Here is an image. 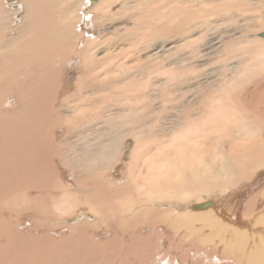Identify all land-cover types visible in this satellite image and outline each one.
Here are the masks:
<instances>
[{
	"label": "rangeland",
	"instance_id": "374dc122",
	"mask_svg": "<svg viewBox=\"0 0 264 264\" xmlns=\"http://www.w3.org/2000/svg\"><path fill=\"white\" fill-rule=\"evenodd\" d=\"M14 1L2 0L0 4V35L8 45L15 41L14 37L21 38V46L25 42L34 45L36 41L16 34L17 27L26 24V9L24 6L9 7ZM137 1L122 3L116 0L114 3L112 0L111 7L104 9L100 2L96 8L83 0H62L61 5L72 16L71 22L78 12L76 9L80 8L85 13L89 11L92 17L84 23L81 21L83 28L78 33L82 32V35H76L68 27L66 38L71 43L59 38L60 29L54 46L48 41L43 43V62L35 54L23 55L27 63L37 65L40 61L44 66L45 61L50 64L63 59L66 62L75 55L73 74L69 76L67 69V79L63 76L62 80L61 73L66 68L65 62H61V72L58 68L54 71L58 72V80H53V71L50 77L47 75L46 80L43 79V85L44 81L50 82L48 86L45 83L44 91L36 84L35 68L31 66L32 72L25 68L28 64L21 60L23 50H17L16 57L9 50L4 51L6 48L2 50L16 60L10 61L5 54V60H9L6 62L13 64L10 70L0 74V95L1 92L4 95L0 96V101L4 98L0 102V113H4L6 119L20 110L24 114L20 118L23 121L20 136L26 129L30 133L19 140L24 141L21 145L27 148L26 151L18 145L22 148L12 155L4 153L0 164V194L5 190L13 191L14 195L18 190L22 193V198L16 199L18 202L9 195L0 198L4 199L1 208L7 207L0 214L6 218H3L5 229L0 222L1 235L4 230L8 236L5 238L10 239V225L13 233L17 229L20 234L8 242L4 239V244L0 242V264H65L66 254L70 260H79L81 252L85 264H141L142 261L144 264H264L263 151L258 156L262 163L256 160L260 165L251 163L253 157L240 153L245 159L238 155L231 160L236 173L224 175L222 182L219 177H201L203 185L200 189L193 190L184 199L172 189L159 194L157 189L149 188L151 192L144 179L151 163H160L164 156L173 157L178 153L182 146L178 131L191 128L188 122L206 114L208 104H213L212 98L215 94L218 96V90L222 91L223 87H227V94L231 96L228 102L240 101L239 107L236 106L238 109L234 107L233 111L243 114V120L238 121L247 128L236 124L234 112L232 118H224L236 119H233L236 124L233 133H229L230 129H227L228 133L224 129H221L223 133L214 129L210 123L222 115H216V111L211 115L215 116L211 122V119L202 122L194 140L206 152L219 154L218 167L225 160L223 155L239 141L237 136L246 142V147L257 138L264 150V0ZM145 9L148 16L141 18L139 12H145ZM154 12L151 18L150 14ZM90 26L96 29V34L92 32L89 36L84 30ZM103 26L108 30L101 29V32ZM24 33L29 35V29ZM66 84L70 86L63 91ZM34 85L37 93L26 95L27 88ZM34 94L35 98L32 97ZM216 103L214 105L219 104ZM30 110L31 117H26V111ZM5 128L7 136L14 130L9 138L18 133L17 129L9 131ZM124 147L128 148L126 155ZM242 159L245 163L248 159L250 164L242 163ZM248 164L254 165V169ZM14 171H20V176ZM22 191L29 192V197H35L39 191L40 194L28 198ZM111 192L112 201L118 202L121 209L119 213L103 212L94 205V198L100 195L107 198ZM42 193L49 197L48 201ZM61 193L68 196L66 200L71 198L69 203H57ZM5 197L19 204L15 207ZM32 200L35 206L31 204ZM126 204L130 206L127 209ZM43 205L49 208L45 209ZM4 209L11 210L5 213ZM81 224H87V228L77 236L76 251L72 255L67 252L69 245L63 238ZM52 245L57 247L54 252L60 251L58 254L64 256L62 262H55L59 257L55 254L52 259ZM67 264H78V261H67Z\"/></svg>",
	"mask_w": 264,
	"mask_h": 264
},
{
	"label": "bare ground",
	"instance_id": "6f19581e",
	"mask_svg": "<svg viewBox=\"0 0 264 264\" xmlns=\"http://www.w3.org/2000/svg\"><path fill=\"white\" fill-rule=\"evenodd\" d=\"M4 1V0H3ZM83 1H85V3L88 5V6H93V7H96L97 8V5L96 4H98L99 2V5L101 6V7H104V9H106V7H108L109 5V7H111V5L113 4V2L115 1L116 2V0H113V2H112V0H96V1H93V2H91L90 0H83ZM120 1V0H119ZM122 1V3H123V1L125 2L126 0H121ZM128 1V0H127ZM129 1H136V2H138L137 0H129ZM143 1V0H142ZM144 1H146V0H144ZM114 2V3H115ZM20 3H22V6L20 5ZM61 3H62V0H15L14 1V4H11V5H9V7H12V8H15V7H23L24 6V9H26V14H24V16H26V24H24L22 27H17L18 29H17V31H18V33H16L17 34V36H18V34L19 35H21V36H24L25 37V39H32V40H34V42H35V44L33 45V42L31 43V42H29V43H26L25 42V44H24V46L22 45L21 46V42H19V40L21 39H19V40H17V37H14L15 38V41H13V42H11V44H7L3 39H2V36L0 35V61H1V63H0V74H1V76L7 71V70H10L11 69V65L13 64H11V62H6L7 60H8V58L10 57V61H14V60H16V59H14L13 60V58L14 57H11V56H7V52H4V51H10V54H14V56H15V54H16V51L17 50H19V52L20 51H22L23 50V52H20V54L21 53H23L21 56L23 57H21L22 59L21 60H23L24 62H26L25 61V56H23L24 54H26V53H29V54H35V55H37V56H40L39 58L40 59H42V60H40V59H37V60H40L41 62H43V57H42V45H43V43H45V42H47L48 41V43H49V45L50 46H54L55 45V41H56V39H57V37H58V30L60 29L61 31H62V33H61V35L59 36V38H64V39H66V41L67 42H69V43H71V40L70 39H67L66 37H67V33H66V30L68 29V27H69V29L72 31V32H76V35H78L79 36V34L80 35H82L81 33H78L79 31V29H81V28H83V24H81V21L84 23L85 21H87L86 19H91V14H89L88 12L87 13H85V11H83L81 8L79 9V10H77L76 9V11H78L76 14H74L75 15V19L71 22V15H69L70 13H68V11L65 9V7H63L62 5H61ZM120 3V2H119ZM0 4H2V0H0ZM82 4V3H81ZM125 4H127V3H124V5ZM138 4V3H137ZM141 4L143 5V3L141 2ZM96 5V6H95ZM123 5V4H122ZM121 4H120V6H122ZM135 5V4H134ZM142 5H141V8H143L142 7ZM132 6V5H131ZM137 6H139V4L137 5ZM136 6V7H137ZM136 7H134V8H136ZM180 7V6H179ZM138 9L137 10H139L140 9V7H137ZM99 9H101V8H99ZM103 9H101V11H102ZM141 10V9H140ZM139 10V11H140ZM143 10V9H142ZM146 10V9H145ZM104 11V10H103ZM107 11V10H106ZM124 11H125V9H124ZM124 11H123V13H124ZM144 11V10H143ZM15 12V11H14ZM125 12H127V10L125 11ZM146 12V13H145ZM145 12H139L140 14H141V18L144 16V15H147V10L145 11ZM149 12V11H148ZM158 12V11H157ZM159 13V12H158ZM10 15H12L11 14V11H10ZM92 15H94L93 13H92ZM102 15V14H101ZM109 15V14H108ZM108 15L107 16H105V17H108ZM124 15V14H123ZM154 15H155V12L154 13H152V14H150V17L152 18V17H154ZM161 15H163V14H161ZM23 16V15H22ZM21 16V17H22ZM23 16V17H24ZM110 16V15H109ZM148 16V15H147ZM12 17V16H11ZM127 18H129V16H127ZM111 22V21H110ZM126 22V20L123 22V23H125ZM132 22V21H131ZM87 23V22H86ZM88 24V23H87ZM91 24V23H90ZM1 25H2V22H1V17H0V30L2 29L1 28ZM13 25V24H12ZM84 26H86V25H84ZM3 27V26H2ZM12 27V26H11ZM15 27V26H14ZM88 27H89V24H88ZM13 28V27H12ZM86 28V27H85ZM264 28V27H263ZM25 29H29V35H25V33H24V31H25ZM101 29H103V30H108L107 29V27H105V26H103V28H100V31H101ZM86 33L85 34H88L89 36L92 34V32L94 33V32H96V29L94 28L93 29V27L91 28V26H90V28H87V29H85L84 30ZM91 32V33H89V32ZM99 32V31H98ZM102 32V31H101ZM1 33V32H0ZM105 33V32H104ZM126 33V32H125ZM84 34V33H83ZM84 34V35H85ZM94 34H96V33H94ZM99 34H100V32H99ZM98 34V35H99ZM87 35V36H88ZM93 35V34H92ZM14 36V35H13ZM86 36V37H87ZM159 37V36H158ZM263 37V36H262ZM93 38H94V36H93ZM161 39V38H160ZM11 40H12V38H11ZM29 40V41H30ZM96 40V39H95ZM89 41H91V40H89ZM95 42V41H94ZM93 42V43H94ZM164 42V41H163ZM14 45L13 47H11V45ZM91 45V44H90ZM11 47V49H9V48ZM87 47V46H86ZM94 47V46H93ZM4 48H6L4 51H2ZM85 48V47H84ZM84 48H83V50H84ZM91 48V47H90ZM38 49H39V51H38ZM87 49V48H86ZM85 49V50H86ZM30 50H32V51H30ZM89 50V49H88ZM15 52V53H14ZM39 53H41V54H39ZM113 53V52H112ZM5 54H6V56L8 57L6 60H5V58H6V56H5ZM19 54V55H20ZM18 55V54H17ZM85 55H87L88 56V54H85ZM90 55H92V54H90ZM64 56V55H63ZM16 57V56H15ZM20 57V56H19ZM71 57V56H70ZM38 58V57H37ZM64 58V57H63ZM114 58V57H113ZM18 59V58H17ZM34 59V58H33ZM90 59V58H89ZM92 59V58H91ZM3 60V61H2ZM8 60V61H9ZM76 57H75V55L74 56H72L71 57V59H66V62H65V60H61V59H56L54 62H52V63H47V61H45L46 62V65L44 66L43 64H41L40 63V61L38 62V64L37 65H34L33 63H30V62H26L28 65H30V66H28V65H26V69L27 68H30L31 69V66L32 67H34L35 68V71H33L32 69H31V72L33 71L34 72V75H35V78H37L38 79V82L36 83V84H38V85H40L41 87H42V89H43V87L45 88L46 86H44L45 85V83H46V81H44L45 83H44V85H43V79L44 80H46V78H47V75H48V77H50L49 76V74H50V72H54V71H56V69L58 70V72L60 71V68H59V66H60V63L61 62H65L64 63V67L66 68V70H64V71H62V73H61V79L63 80V76L65 77V79H67V75H68V71H67V69H69V73H70V75L69 76H71V73L73 74V65L75 66V64L74 63H76ZM107 60H109V59H107ZM22 61V62H23ZM31 61V60H30ZM84 61V60H83ZM18 62H20V59H19V61ZM21 62V63H22ZM37 62V61H36ZM44 62V63H45ZM74 62V63H73ZM89 62H90V60H89ZM36 64V63H35ZM62 64V63H61ZM90 64V63H89ZM88 65V64H87ZM12 67H14V66H12ZM85 67V66H84ZM91 68H93L94 69V67L91 65ZM62 69V68H61ZM85 69V68H84ZM88 70V69H87ZM18 71V70H17ZM16 71V72H17ZM84 71V70H83ZM24 72V71H23ZM22 72V73H23ZM31 72L29 73V75H31ZM58 72H54V75L55 76H57L58 74H56V73H58ZM61 72V71H60ZM15 74V73H14ZM24 74H26V72H24ZM16 75V74H15ZM28 75V76H29ZM32 75H33V73H32ZM33 75V76H34ZM53 74H52V77H53V80L54 79H56V80H58L59 78H58V76L57 77H55ZM60 75V74H59ZM87 75V74H86ZM13 77H15V76H13ZM22 77V76H21ZM21 77H20V79H21ZM45 77V78H44ZM60 77V76H59ZM31 78V77H30ZM70 78V77H69ZM36 79V80H37ZM65 79H64V81H65ZM55 80V81H56ZM15 81H16V79H15ZM52 81V80H51ZM68 81V80H67ZM66 81V82H67ZM29 82V81H28ZM62 82V81H61ZM30 83V82H29ZM48 83V82H47ZM47 83H46V85H47ZM50 83V82H49ZM48 83V84H49ZM53 84H54V82H52ZM56 83V82H55ZM15 84V83H14ZM26 84V83H25ZM34 84V83H33ZM63 84H65L64 82H63ZM19 85V84H18ZM29 85V84H28ZM37 85V86H38ZM43 85V86H42ZM60 85V84H59ZM5 86V85H4ZM23 86V85H22ZM27 86V85H26ZM36 85H34V86H32V87H30V88H27V90H29V91H26V92H24V93H26V95L27 94H32V93H34L35 91H36V87H35ZM48 86V85H47ZM69 86L70 85H68V84H66V85H64L63 86V91H65V90H67L68 88H69ZM39 87V86H38ZM6 88V87H5ZM58 88V87H57ZM8 89V88H7ZM26 89V88H25ZM39 88H37V90H38ZM59 89V88H58ZM1 90V89H0ZM5 91V90H4ZM21 91V90H20ZM22 91H23V89H22ZM31 91V92H30ZM43 91H44V89H43ZM60 91V90H59ZM219 91V93H218V96L215 94V96L212 98V100H211V102H213V104L211 105V104H208V108H209V110L207 111V113L206 114H204L202 117H200V119L199 120H196V121H194V122H188V124L190 125V127L191 128H188V127H184V128H182V129H180L179 131H178V136L182 139V141H179V143L182 145V146H180L179 147V149H178V153L175 155V156H164V160L162 161V162H160V163H157V162H153V163H151L150 165H149V167H148V169H149V171L146 173V175H145V177H144V179L147 181V184H148V189L149 188H151V189H157V192L159 193V192H162V194L164 193V192H166L168 189H172V191L174 192V194H176V195H178V196H180V197H182L183 199H184V197L185 198H187L191 193H193V190H195V189H200V186L201 185H203V180H201L200 178L202 177V178H205V177H209V178H218L219 177V180L222 182L223 181V178H225V176L224 175H228V174H234V173H236L237 171L235 170V169H233L232 168V162H231V160H233V158L236 156H238L240 153L242 154V153H244L243 155H246L247 157L249 156V157H253L252 159H253V161H251V163L253 162V164L256 162L257 164H258V162L256 161V160H258L259 161V158H258V156L260 155V153H261V151H263L264 152V150H261L262 149V147H261V142H260V144H259V142H257L258 141V139H257V141H256V139L253 141L254 143L252 144V142L251 143H249L250 145L249 146H247L246 147V142L245 143H243L242 142V140L243 139H240V137H238L237 136V139H239V141L238 142H234L233 143V146L232 147H230L229 148V152H227V154L226 155H223V157H224V159L225 160H223L224 162L222 163V165L221 166H219L218 167V155L219 154H215L216 152H214V154H213V152L211 153V151L210 152H206L203 148L201 149L200 148V146L197 144V142L194 140V136L196 135V133H197V131H199V128H200V126H203L202 125V122H207V120H209V119H211L209 122H211L212 121V118H215V116L213 117V116H211V115H214V113L213 112H216V115H217V113H221L222 115H224L225 117H223V119H222V115H221V117L218 119L217 117H216V119H214L213 120V122H211L210 124H211V126H212V123H213V128L214 129H216V130H219L220 132L222 131L221 129H224V130H226V132L228 133V131H227V129H230L229 130V133H231V131H232V129H234L235 130V126H236V124H240L239 123V121L238 120H243V114H239V113H237V111H233V109H234V107H236L237 105V107H239V103H240V101H239V103H230V102H228V100L230 101V98H231V96L230 95H228L227 93H229L228 91H227V87H223L222 88V91L221 90H218ZM2 94L0 95V96H4L3 95V92H1ZM36 93H37V91H36ZM23 94V93H22ZM39 94H41V93H39L38 92V94L37 95H39ZM35 95L36 94H34V96H32V97H34L35 98ZM29 96V95H28ZM40 96V95H39ZM1 97V99L3 100L4 98H2ZM6 99V98H5ZM235 99L237 100V98L235 97ZM234 99V100H235ZM1 100V101H2ZM217 102V103H219V104H217V105H214V103H215V101ZM233 100V99H232ZM231 100V101H232ZM0 101V102H1ZM14 101V100H13ZM219 101V102H218ZM36 102V101H35ZM38 102V101H37ZM15 104V102L13 103V105ZM16 104H17V102H16ZM89 104V103H88ZM29 105H30V103H29ZM2 106V105H1ZM0 106V107H1ZM211 106V107H210ZM26 107V106H25ZM46 107V106H45ZM236 107V108H237ZM11 108H12V106H11ZM14 108V107H13ZM68 108V107H67ZM3 109V108H2ZM1 109V111L3 112V110ZM238 109V108H237ZM25 110H26V108H25ZM32 110V109H31ZM26 111L27 113H26V117H31V115H32V111ZM5 111V110H4ZM20 110H18V111H16L17 113L16 114H8V115H11V118L13 119H11L10 117L9 118H4V117H6V115L3 113V114H1L0 113V141H1V145H0V164L2 165V161L4 160V153H6V152H8V153H10L11 155H12V152H14V151H16V149H17V151H19L23 146L21 145V144H24V141H20L19 142V140H21V138L22 137H24V134H26L25 135V137H28L27 136V133H30V132H27V129H26V131L24 132V133H22V135L23 136H20V133H19V130L22 128L21 127V125H22V122H21V119L20 118H22V112L20 111ZM12 112V111H11ZM14 112V111H13ZM234 112H235V117L237 118V120L235 119V118H233V119H235L236 121H237V123L235 124V120H233V119H229V118H227V119H229V120H225L226 119V117H230V116H233L234 115ZM213 113V114H212ZM7 114V113H6ZM24 115V114H23ZM220 116V115H219ZM8 117V116H7ZM43 117V116H42ZM17 118H19L20 119V121H17L16 119ZM35 118V117H34ZM225 118V119H224ZM230 118H232V117H230ZM8 119V120H7ZM36 119V118H35ZM23 120V119H22ZM28 120H30L31 121V119H28ZM30 121H28L29 123H30ZM248 121V120H247ZM13 122V123H12ZM73 122H75V121H73ZM9 123L11 124V125H9ZM60 123V122H59ZM40 124H42V123H40ZM8 126V128H9V131H11L10 129L12 128V129H17L18 131H16V132H18L17 134L16 133H14V134H16V136L15 137H11V136H13L12 134H13V132H14V130H13V132L11 133V134H9V135H11L10 136V138L7 136V134H5L4 133V128H5V126ZM33 125V124H32ZM235 125V126H234ZM76 126V125H75ZM205 126V125H204ZM2 127H4V128H2ZM240 127L241 128H247V126H246V124H240ZM7 127L5 128V129H8ZM29 128V127H28ZM205 128V127H204ZM207 128V127H206ZM209 128V127H208ZM211 128V127H210ZM210 128H209V130H210ZM212 128V129H213ZM213 129V130H214ZM9 131H7L6 130V132H9ZM206 131V130H205ZM244 131V130H243ZM248 131V130H247ZM207 132V134H209L208 133V131H206ZM210 132V131H209ZM212 132V131H211ZM225 132V133H226ZM31 133H33V132H31ZM192 133L194 134V135H192ZM219 133V132H218ZM222 133H223V131H222ZM221 133V134H222ZM226 133V134H227ZM232 133H233V131H232ZM33 135V134H32ZM37 135V134H36ZM220 135V134H219ZM230 135V134H229ZM258 135V134H257ZM33 136H35V135H33ZM36 138H38V137H36ZM243 138V137H242ZM22 140H23V138H22ZM25 140V139H24ZM30 140V139H29ZM134 141V140H133ZM137 141V140H136ZM256 141V142H255ZM27 142V141H26ZM25 142V143H26ZM29 142V141H28ZM131 142V141H130ZM33 143H35V142H33ZM28 144V143H27ZM18 145H21L20 146V149H19V146ZM38 145V144H37ZM36 145V146H37ZM248 145V144H247ZM231 146V145H230ZM264 146V145H263ZM38 147V146H37ZM24 148V147H23ZM136 148V147H135ZM264 148V147H263ZM26 147L24 148V150L26 151ZM31 149V148H30ZM38 149V148H37ZM126 149H128L127 147H124L123 148V152L125 153V155L127 154V150ZM136 150V149H135ZM17 151H16V153H17ZM28 151V153H30V152H32L31 150H27ZM36 151V150H35ZM34 151V152H35ZM38 151V150H37ZM222 152V151H221ZM8 153H6V154H8ZM19 153V152H18ZM36 153V152H35ZM10 154H8V155H10ZM31 154V153H30ZM32 154H33V152H32ZM222 154V153H221ZM3 155V156H2ZM15 155H18V154H15ZM37 155V154H36ZM36 155H33V157H35L36 158ZM89 156H91L92 154H88ZM242 155V156H243ZM239 156H241V155H239ZM241 156V158H244L245 159V157L243 156L242 157ZM11 157V156H10ZM9 156H6V158H10ZM18 157H19V155H18ZM25 158V157H24ZM31 158V157H30ZM29 158V159H30ZM34 158V159H35ZM238 158V157H237ZM240 158V159H241ZM262 158V157H261ZM15 159V158H14ZM21 159V158H20ZM33 159V160H34ZM221 159H223V158H221ZM240 159H238V160H240ZM244 159H242L243 160V162H242V160H241V162L242 163H244V164H247V163H249L250 161H248V159L247 160H245L246 161V163L244 162ZM249 159H251V158H249ZM255 159V160H254ZM32 160V161H33ZM151 160H154V157H152L151 158ZM235 160V159H234ZM233 160V161H234ZM237 160V161H238ZM261 160V159H260ZM36 161V160H35ZM20 162V161H19ZM34 162V161H33ZM260 162V161H259ZM8 163V162H7ZM11 163V162H10ZM12 163H14V162H12ZM16 163V162H15ZM32 163V162H31ZM216 163V164H215ZM239 163H240V161H239ZM238 163V164H239ZM241 163V164H242ZM255 163V164H256ZM260 163H262V160H261V162ZM260 163L258 164V165H260ZM3 164L5 165L6 164V162L4 161L3 162ZM9 164V163H8ZM250 164V163H249ZM247 165V166H251V165ZM254 164V165H255ZM32 165V164H31ZM34 165H35V163H34ZM40 165V164H39ZM254 165H252L250 168H253L254 167ZM8 166V165H7ZM24 166V165H23ZM239 166V165H238ZM262 166V165H261ZM2 167H5V166H2ZM16 167H18V166H16ZM118 167V166H117ZM236 167V166H235ZM248 167V168H249ZM256 167V166H255ZM243 168H244V170H245V167L243 166V167H241V169L243 170ZM6 169V168H5ZM4 169V170H5ZM12 169V168H11ZM17 169V168H16ZM19 169H21V168H19ZM23 169V168H22ZM114 169H117V170H120V169H118V168H114ZM113 169V170H114ZM238 169V168H237ZM254 169V168H253ZM2 170V169H1ZM15 170V169H14ZM18 170V169H17ZM27 170H28V168H27ZM31 170V169H30ZM117 170H114V172L116 173V171ZM234 170H235V172H234ZM240 170V169H239ZM243 170V171H244ZM248 170V169H247ZM35 171H36V169H35ZM241 171V170H240ZM250 171H252V170H250ZM3 174H5V172L3 171L2 172ZM11 173V172H10ZM13 173V172H12ZM16 173H17V171H16ZM15 173V171H14V174H16ZM18 173H20V171H18ZM17 173V175L18 176H20L19 174ZM34 173V172H33ZM115 173H113L112 172V174H115ZM203 173H205V174H203ZM246 173V172H245ZM1 174V173H0ZM21 174V173H20ZM6 175V174H5ZM31 175V174H30ZM2 176V175H1ZM0 176V177H1ZM4 176V175H3ZM14 176V175H13ZM18 176H16V178L18 177ZM22 176V175H21ZM29 176V175H28ZM37 176H39L38 174H37ZM7 178V177H6ZM9 178V177H8ZM7 178V179H8ZM11 178H14V177H11ZM20 178V177H19ZM2 179V178H1ZM137 179V178H136ZM29 180V179H28ZM80 180V179H79ZM78 180V181H79ZM33 181V180H32ZM93 182V181H92ZM77 183V182H76ZM82 183V182H81ZM23 184V183H22ZM29 184H31V181H30V183ZM84 184V183H83ZM84 186H86V185H84ZM10 187V186H9ZM23 187V186H22ZM32 187V186H31ZM101 187V186H100ZM1 188H3V187H1ZM65 188V187H64ZM11 189V188H10ZM13 189H15V188H13ZM17 189H18V187H17ZM29 189V188H28ZM30 190V189H29ZM31 190L34 192V190H33V188H31ZM65 190V189H64ZM97 190H98V188H97ZM6 192H2L1 194H0V196L1 195H6L7 197H8V195H9V197H12L13 199H15V201H16V199H18V198H20L21 197V195H20V193H19V190H18V194H16L15 193V195L14 194H12L13 193V191L11 192V191H7V190H5ZM21 191V190H20ZM95 191V190H94ZM149 191H151L150 189H149ZM11 192V193H10ZM23 192V191H22ZM43 192V191H42ZM46 192H47V190H46ZM50 192V191H49ZM98 192H100V191H98ZM152 192V191H151ZM169 192V191H168ZM24 193V192H23ZM26 193V192H25ZM24 193V194H25ZM29 193V192H28ZM28 193H26L27 195H28ZM31 193V192H30ZM38 193V192H37ZM36 193V194H37ZM51 193V192H50ZM50 193H48V194H50ZM63 193V192H62ZM62 193H61V197H60V199H59V196H58V199H57V203H63L64 201H66V203H67V201H68V199L66 200L65 198H67L65 195H62ZM97 193V192H96ZM22 194V193H21ZM32 194V193H31ZM40 194V191H39V193H38V195ZM52 194V193H51ZM51 194L49 195L50 197H51ZM65 194H67V193H65ZM94 194V193H93ZM100 194H102L101 192H100ZM159 194H161V193H159ZM38 195H36L35 197H33V198H36ZM42 195H43V193H42ZM44 195H45V193H44ZM43 195V196H44ZM69 195H70V193H69ZM71 195H72V193H71ZM46 196L47 195H45L44 197H45V199H47V201L49 200V197H47L46 198ZM54 196V195H53ZM52 196V197H53ZM160 196V195H159ZM192 196V195H191ZM7 197H5V199L6 200H8V199H10V198H7ZM32 197H29V195H28V198H32ZM72 197V196H71ZM99 198H94V200H95V202L94 203H96V204H94L95 206H98V207H100V209L103 211V212H113V213H119L120 211H121V209H120V207H119V204H118V202H116V201H112L113 200V192H111V194H110V196H108L107 198L104 196V195H100V196H98ZM179 197V198H180ZM0 198H4V197H0ZM11 198V199H12ZM22 198V197H21ZM42 198V197H41ZM76 198V197H75ZM12 199V202H11V200H8V201H10L11 203L10 204H12V203H14L15 204V201ZM51 199V198H50ZM70 199L71 198H69V201H68V203L70 202ZM4 199H1L0 200V214L2 213H4V212H2V210H3V208L5 207V208H7L6 207V205L5 206H3V208H1L2 207V205L3 204H1V203H3L4 201H3ZM38 200V198L36 199V200H34V201H37ZM41 200V199H40ZM186 200V199H185ZM1 201H3V202H1ZM7 201V202H8ZM26 201V200H25ZM30 201V200H29ZM34 201L32 200L31 202V204L32 205H34L35 206V204H34ZM44 201H46V200H44ZM42 202V203H45V202ZM55 201H56V199H55ZM90 201V200H89ZM183 201V200H182ZM16 202H18V200L16 201ZM28 202V201H27ZM206 202H207V200H206ZM213 202V201H212ZM211 202V203H212ZM36 203V202H35ZM203 203V202H202ZM210 203V204H211ZM6 204H8V203H6ZM13 204V205H14ZM17 204H19V203H16L14 206L15 207H17L16 205ZM37 204V203H36ZM45 204H47V203H45ZM49 204V203H48ZM201 204V203H200ZM199 204V205H200ZM13 205H11V207L13 206ZM25 205V204H24ZM215 205V204H214ZM10 205H8V207H9ZM43 206H45V205H43ZM178 206H180V205H178ZM201 207H203L202 205H200ZM209 206V205H208ZM19 207V206H18ZM48 207V206H47ZM46 206H45V209L47 208ZM69 207V206H68ZM130 206L128 205V204H126V209L127 208H129ZM181 207V206H180ZM191 207V205L189 206V208ZM13 208V207H12ZM38 208V207H37ZM42 208V207H41ZM49 208V207H48ZM47 208V209H48ZM15 209V208H14ZM17 209V208H16ZM31 209V208H30ZM36 209V208H35ZM188 209V208H187ZM191 209H193V208H191ZM207 209V208H206ZM214 209V208H213ZM9 210H11V209H9ZM8 210V211H9ZM196 210H198V208L196 209ZM4 211H5V213L6 212H8V211H6L5 209H4ZM22 211V210H21ZM32 211V210H31ZM11 212V211H10ZM219 212V211H218ZM13 213H15V212H13ZM8 214V213H7ZM216 214V213H215ZM5 215V214H4ZM3 215V216H4ZM11 215V213L9 214V216ZM51 215V214H50ZM2 215H0V222L2 221V224L4 225V229H5V224H4V220L6 219L5 218V216L4 217H1ZM8 216V215H7ZM8 216V217H9ZM16 216V215H15ZM192 216V215H191ZM11 217V216H10ZM194 217H196V216H194ZM3 218H5V219H3ZM179 218V217H178ZM183 218V217H182ZM189 218V217H188ZM202 218V217H201ZM180 219V218H179ZM184 219V218H183ZM230 219V218H229ZM11 219H9L8 221H10ZM33 220V219H32ZM6 222V221H5ZM85 223V222H84ZM7 225V224H6ZM86 225V226H85ZM11 226V225H10ZM10 226L8 227V230H9V232H10V239H7V235H5L6 233H4V232H6V231H4V230H2L3 231V234L1 235V232H0V242L1 241H3L2 243L4 244L6 241L8 242V241H11V240H13V239H16V238H18L19 236H20V234L17 232V229H15V233H13V231L10 229ZM17 226V225H16ZM1 228V227H0ZM30 228V227H29ZM86 228H87V224H81L80 225V228H79V225H77V226H75V227H73L69 232L70 233H68V234H66L65 235V237L63 238V240H64V242H66L65 244H67L68 243V245H69V248H68V250L69 251H67V252H71L72 253V255H73V253L76 251L75 250V247L74 246H76V242H77V236L82 232V231H86ZM7 230V231H8ZM83 232V233H84ZM28 233H30V232H28ZM104 235H106V234H104ZM5 236H7L6 238H5ZM88 237V236H87ZM86 238V237H85ZM4 239L6 240L5 242H4ZM88 239V238H87ZM67 245V246H68ZM56 247V246H55ZM55 247L52 245L51 246V248H50V251H52V259H53V257H54V254L56 255V256H59V257H57L56 259H55V262H62V257L64 258V256H60L58 253H61L60 251L59 252H54V250H55ZM57 248V247H56ZM67 248V247H66ZM66 248H65V250H66ZM73 248V249H72ZM59 250V249H58ZM70 253V254H71ZM66 253H64V255H65ZM67 255V257H66V259L64 260L66 263L65 264H67V261H69V263H70V261L72 262V263H75V261H78V264H85V262L83 263L82 262V259H84V255H83V253L81 252V255H80V259L79 260H73V259H71L70 260V257L68 256L69 254H66ZM65 255V256H66ZM71 256V255H70ZM75 256V255H74ZM52 259H50V262L52 263ZM127 259V258H126ZM129 262V261H128ZM132 263V262H131ZM130 263V264H131ZM144 264V262L142 261L141 262V264ZM160 262H156V264H159ZM62 264V263H61ZM145 264H150V263H145Z\"/></svg>",
	"mask_w": 264,
	"mask_h": 264
},
{
	"label": "water",
	"instance_id": "95a60500",
	"mask_svg": "<svg viewBox=\"0 0 264 264\" xmlns=\"http://www.w3.org/2000/svg\"><path fill=\"white\" fill-rule=\"evenodd\" d=\"M91 2H93V1H96V0H90Z\"/></svg>",
	"mask_w": 264,
	"mask_h": 264
}]
</instances>
